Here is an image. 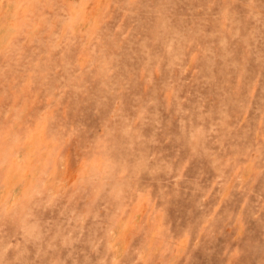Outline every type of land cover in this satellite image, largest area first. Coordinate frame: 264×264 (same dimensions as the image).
Masks as SVG:
<instances>
[{
  "label": "rangeland",
  "instance_id": "1",
  "mask_svg": "<svg viewBox=\"0 0 264 264\" xmlns=\"http://www.w3.org/2000/svg\"><path fill=\"white\" fill-rule=\"evenodd\" d=\"M0 264H264V0H0Z\"/></svg>",
  "mask_w": 264,
  "mask_h": 264
}]
</instances>
